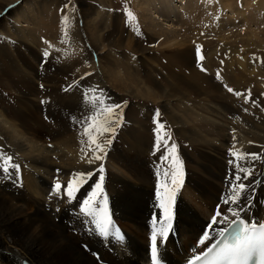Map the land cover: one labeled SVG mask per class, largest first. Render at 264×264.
Masks as SVG:
<instances>
[{
    "label": "bare ground",
    "instance_id": "1",
    "mask_svg": "<svg viewBox=\"0 0 264 264\" xmlns=\"http://www.w3.org/2000/svg\"><path fill=\"white\" fill-rule=\"evenodd\" d=\"M18 1L1 0L4 5L0 7L1 11L10 6L9 16L0 24V158L11 156L19 165L18 171L11 168L12 178L0 173V264H20L24 258L19 262L17 258L23 254L35 264H153L148 257L154 228L158 263L181 264L208 246H199L198 241L208 230L216 206L225 214L232 207L242 209L241 217L264 221V167L257 172L264 162V96L250 99L245 95L246 103L242 96L221 87L233 85L232 76L252 74L251 65L258 62L250 63L245 50L239 53L235 45L230 47L234 41L229 46L225 36L217 34L215 41L203 38L207 56L200 71L189 40L174 31L177 27L167 31L147 13L153 4L161 7L156 17L169 26L176 21L170 17L172 5L185 8L192 0H143L138 4L144 11L141 20H129L125 13L111 8L112 0L82 1L81 8L74 0ZM204 1L209 9V0ZM250 3H244L250 6L246 23L261 26L263 0ZM65 16L70 27L62 23ZM230 16L227 11L223 15L225 19ZM223 23L217 27L209 23L210 27L200 31L206 37L208 29L217 31ZM257 27L250 35L257 36L261 30ZM155 30L157 37L145 33ZM106 38L114 40L107 48ZM246 42L253 44L251 38ZM159 45L171 51L159 50ZM117 48V52L112 50ZM226 49L231 60L226 59L223 79L217 82V78L213 80L220 59L217 55ZM151 52H159L163 62ZM257 69L256 78L263 85L261 67ZM86 95L102 96L107 104L118 95L133 98L145 114L152 107L144 102L162 104L164 119L189 142L191 150H184L179 158L180 185L174 197L164 196L170 229L156 193L158 181L165 182V171L169 173L167 183H171L175 170L170 167L171 158L162 161L165 149H154L156 135L139 133L146 124L136 119L121 130L123 137L118 142L109 148L105 145L102 160L88 163L92 153L80 123L92 113ZM114 133H105L101 140ZM173 142L171 138L169 144ZM233 144L241 152L263 156L245 165L252 174L243 181L248 187L240 203L226 205L222 198L229 193L228 181L235 172V164H229L230 159L235 161L229 155ZM101 164L103 191L96 200L106 207L112 221L106 237L80 212L96 185L94 177ZM78 172L93 175L84 177L75 198L69 200L63 189L53 191L57 182L66 187ZM162 226L166 237L159 234Z\"/></svg>",
    "mask_w": 264,
    "mask_h": 264
},
{
    "label": "snow or ice",
    "instance_id": "2",
    "mask_svg": "<svg viewBox=\"0 0 264 264\" xmlns=\"http://www.w3.org/2000/svg\"><path fill=\"white\" fill-rule=\"evenodd\" d=\"M125 13L129 20H135V16L127 8H125ZM62 23L70 27L69 17H63ZM67 35V31H65V36ZM200 51L201 47L197 45V57L199 60H203ZM44 55L47 57L48 52H45ZM201 70L203 71L204 69L201 68ZM85 75L91 74L86 73ZM217 79H220L219 72L217 73ZM227 90L229 92L234 91L231 87H228ZM91 91L94 92L95 89ZM234 95L239 97L242 94L234 92ZM244 99L247 103L248 98L245 97ZM85 100L91 103L92 113L88 117H85L83 121H80L83 129L81 135L87 137V146L92 153L87 162L93 163L96 160H102L103 157L100 153L106 154L105 145L111 144L112 141L110 139L101 140V138L104 137L105 133H114L115 127H119L123 117L122 112L117 110L121 109L123 106L107 104L105 98L102 96L89 97L86 95ZM159 115V110H157L156 117H159ZM154 123L157 124L155 130V147L157 150L164 148L166 154L161 156L162 161H168L169 158H171L170 167H175V170L171 172V185L167 183L169 173L165 171L163 174L166 178L165 182L161 183L158 181L156 193L160 201L159 207L163 209L165 217L169 219L168 228L170 229L169 208L165 203L164 196H168L169 199L174 197L181 182L178 177L182 175V164L176 153L177 145L174 142L169 144L171 136L163 132L165 126L155 118ZM113 125H115V127H113ZM233 139L235 140V136ZM81 142L84 143L83 140ZM81 151L84 152V149H81ZM84 155L87 156V152H84ZM229 155L235 157V161L232 159L229 160L230 165L235 164L234 179L228 181L231 188L229 193L222 198V203L226 205H238L248 187L243 181L247 180L248 176L252 174L251 168L245 167V165L250 164L254 160L261 159V154L241 152L239 149H236L235 144H233L232 148L229 149ZM0 160H2V162H0V170L3 172L7 173L9 167L18 171L19 165L12 162L11 156L0 158ZM98 172L100 173V181L96 183L92 192L89 193V197L82 202L80 212L90 217L99 234L106 237L109 235L112 221L107 213L106 207L101 206L96 200V197L103 191V164L99 166ZM241 173H243V175H241ZM92 175V172L74 173V178L67 182L66 187L57 182L53 191L59 193L63 189L66 196L71 200L75 198L78 187L85 182L84 177H91ZM161 189H163V193ZM104 205H106V197L104 199ZM241 211L242 209L229 207V214H225L217 210L215 215L211 217V222L207 225L208 230L200 236L198 241L199 246H204L206 244L208 246L204 247L202 251L198 252L189 260L188 264H264V221L248 220L245 217H241ZM153 223L155 225V220ZM159 234L166 237L167 233L163 226L160 228ZM157 251V231L154 228L152 234L153 264H158Z\"/></svg>",
    "mask_w": 264,
    "mask_h": 264
},
{
    "label": "rangeland",
    "instance_id": "3",
    "mask_svg": "<svg viewBox=\"0 0 264 264\" xmlns=\"http://www.w3.org/2000/svg\"><path fill=\"white\" fill-rule=\"evenodd\" d=\"M16 1H18V0H16ZM74 1H75V3L77 2L78 7L81 8L83 6L82 1H84V2H89V1L91 2L92 1V3H93L96 0H74ZM112 1H113V3H112L113 7H111V8L117 10L119 13H125V8H127L129 11H131L133 13L136 20L137 19L138 20L143 19L142 13L144 11L138 5L139 2H142L143 0H136L135 4H134V0H112ZM176 1H178V0H176ZM245 1H247L248 3H250V1H252V3H250V4L254 3L253 5H257L260 0H249V1L248 0H228V4H230L231 6H226V4H227L226 0H209L208 1V2H210V8L209 9L205 7L206 2L204 0H192V2H190L189 4L184 6L185 8H179L178 4H174V5H172L174 11L171 12L170 17H171V19H174L176 21H174V23L172 25H169V26H168L167 21L161 20L162 17H156V15L160 14L161 9H162L161 7H158V6L155 7L153 4L152 9H151V6L147 9V13L151 17H153L154 21L161 24L162 26H164L167 31H171L172 26H174V28L177 27V29L174 31L178 32L180 34V37H182L183 39L189 40V43L191 45H193V47H194V55L196 57V60L194 63H195V66L197 67L198 70L201 69L199 67H204L203 61H204L205 57L207 56L206 50L204 49L205 43L203 41V38H206V39L210 38L211 41H215L217 34H218V36L219 35L225 36V37H223V39H225L228 42L229 46L232 45L233 44L232 41H234V44L230 47L232 48L235 45V48L236 49L238 48L237 50L239 51V53H242L245 50L246 55L248 56V61L250 63L252 62V60L257 61L258 64L254 63L251 65V68L254 70V72L252 74L243 73L244 75L240 74V75H242L240 77L232 76L233 85L227 86V88L231 87L234 90L233 92H228L225 84L220 83L222 85L221 87L224 88L226 90V92H228V93H232V94H234V92L241 93L243 100H244L245 95L250 99L256 95H259V96L262 95V97L264 96V89H263L264 83L262 85L260 83V81L258 80L259 77L256 78V74L259 72L257 68H260V67H261V72L263 73V76H264V11L262 13L263 16H260V19H258V22L261 24V26H258V27L261 28V30L259 32H257V36L254 37L253 35H250V31L252 28H255L257 26H256V24H254L251 21L246 23V17L248 15V13L250 12V6H245L244 5ZM18 2H21V1L19 0ZM18 2L15 3V6H17ZM263 4H264V0H263ZM1 5H4V4H2L1 0H0V7H2ZM193 7L194 8L196 7V8L193 9ZM228 8H230V9H228ZM135 9H136V12H135ZM9 10H10V6H7L6 8H4L0 11V24L3 22L5 16L6 17L9 16ZM226 11L231 12V16L226 18V19H228L227 23H226L225 17H223V15L226 13ZM175 15H176V17H175ZM219 19H220V22H218ZM222 21L224 22L223 23L224 25L219 27L220 30L217 29V31H212L211 29H208V32L209 31H211V32H209V33L207 32V34H209V35L206 37H205V31H200L201 27H210L209 23H212L214 25V27H217L219 23H222ZM217 22H218V24H217ZM123 28L126 31L125 25L123 26ZM138 30H140V28H138ZM245 31L249 35L246 34L247 35L246 36ZM145 33L147 35L157 37V35H155V34H157L156 30L155 31H146ZM234 34H236L238 36L236 37ZM244 36H246V37H244ZM234 37H236V38H234ZM250 38H251L253 44L247 45L246 41ZM158 41H159V38H156L155 44H158ZM104 42H105V48H107L111 42H114V40L110 39V38H106L104 40ZM197 45H199L201 47L200 55L203 56V60H199L197 57V53H196V46ZM255 45L256 46L258 45L259 47L254 49ZM230 47H229V49H230ZM246 48H247V50H246ZM158 49L165 51V52L171 51V48H165L162 45H159ZM112 50H115L117 52L120 50V48L112 49ZM229 52H230V50L226 49L224 51H221V53H218V55H217L220 57V59L218 60V63L215 65V67H217L215 72H216V74L218 72L220 73L221 79H223L222 74L225 71L224 68L226 65V59L231 60V57L229 55L231 53H229ZM151 55L152 56L154 55L156 58L160 57L159 52H155V53L151 52ZM243 55H245V54H243ZM44 60L45 59L42 60V63H44ZM160 60L163 62L164 58L160 57ZM221 63H223L222 66H221ZM235 68H237V70L239 72L242 71V69L239 66H236ZM205 69H206V67H205ZM200 71H202V70H200ZM216 78L217 77H215V75L213 74V80L214 81L216 80ZM216 81L218 82V79ZM211 83H214V82L211 81ZM249 93L251 96L249 95ZM4 97H7V96L4 95ZM114 97H113V100L111 101L110 105H122L123 107L121 109H118L117 111L122 112L123 118H122V122L119 124V127H115V125H114L115 133L109 137V139L112 142H111V144H109V146L107 148H109L113 142L114 143H115V141L118 142V139H117L118 137H121V138L123 137L121 130L122 129L125 130V127L129 126L130 120L138 119L139 122L140 121L143 122L142 125L146 124L145 128L141 127L139 129V133H143V134H150L151 133V134L156 135L155 130L157 128V124L154 123V118H155L156 120H158L160 123H162L165 126L163 129V132L170 134L174 143L177 145L176 153L178 155V158H181V154L183 153L184 150L185 151H188V149H189V151L191 150L192 147L189 145V142L185 141L182 137L179 136V134L177 135L176 130L173 126H171V123L167 119H164L165 117H164V111L162 109V104L161 105L160 104L151 105L150 102H144L148 106L152 107V109L149 111V113L147 112V114H145L142 112L143 113L142 114L138 105L134 102L135 99H133V98L123 99V98H120L119 95L114 96ZM125 97H127V96H125ZM125 102H126V104H125ZM251 102H254V100H252ZM41 104H43V103L41 102ZM157 110H159V113H160L159 117H156ZM149 116L151 118V121H149ZM119 142H121L120 139H119ZM154 142L155 143L152 146L154 147V149H156V147H155L156 140H154ZM161 149L163 150V148H161ZM262 156H261V158H262ZM261 161L262 160H260V163H261ZM1 162H2V160H1ZM12 162L14 163L13 159H12ZM263 163L264 162H262L260 164L262 166L257 169V172H260L262 167H264ZM166 166L168 167L169 163H166ZM9 172H11V167H9V170L7 173L3 172L2 170L0 173L3 175L10 174V176H11L10 178H12V174ZM103 175H104V172H103ZM179 177L181 178V176H179ZM9 180H11V179H9ZM94 181L96 183L100 181V173H97V176L94 177ZM170 185H171V183H170ZM217 210H218V207L216 206L215 207V213ZM242 214H243V212H240V215H242ZM172 243L177 248L176 244L174 242H172ZM169 254L171 255L173 253H169ZM20 258H24V259H27L30 262H32L29 259V256L26 254H23V257H18L17 258L18 262H19ZM32 263L35 264L34 262H32Z\"/></svg>",
    "mask_w": 264,
    "mask_h": 264
}]
</instances>
